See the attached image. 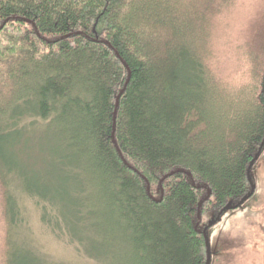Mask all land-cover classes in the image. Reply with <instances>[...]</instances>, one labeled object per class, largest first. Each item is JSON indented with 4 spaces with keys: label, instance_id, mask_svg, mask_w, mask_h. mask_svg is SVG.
Segmentation results:
<instances>
[{
    "label": "trees",
    "instance_id": "obj_1",
    "mask_svg": "<svg viewBox=\"0 0 264 264\" xmlns=\"http://www.w3.org/2000/svg\"><path fill=\"white\" fill-rule=\"evenodd\" d=\"M213 31L245 63L237 92L215 78ZM34 128L55 153L27 154L50 179L23 199L56 239L95 264H208L205 220L255 195L264 0H0L7 169ZM4 242L12 264H46Z\"/></svg>",
    "mask_w": 264,
    "mask_h": 264
},
{
    "label": "rangeland",
    "instance_id": "obj_2",
    "mask_svg": "<svg viewBox=\"0 0 264 264\" xmlns=\"http://www.w3.org/2000/svg\"><path fill=\"white\" fill-rule=\"evenodd\" d=\"M230 0H228L229 2ZM233 15V14H230ZM229 16V13H224V18ZM232 22L235 18L231 17ZM225 20L224 22H226ZM231 25L233 23L229 21ZM214 38L211 40L208 47L211 55L214 58L213 64L217 70L215 78L226 82L228 89L232 92L239 91L237 87L243 86L244 82L248 83L247 79L241 78L245 74V63L238 66V62H234L233 58L234 47L224 46L222 41L217 40L219 33L213 31ZM221 40V36H219ZM247 42L240 40L235 45L245 46L243 48V58L246 61ZM240 54V51L238 52ZM242 63V62H241ZM219 70V71H218ZM229 74H234L227 76ZM246 87L248 84H244ZM3 125V121L1 122ZM18 144V149L23 151L18 156L12 157L15 161L7 169L0 157V264H12L11 253L6 251L5 239L6 234H11L14 238L18 254H27L30 257L40 259L48 264H61V262H76L75 264H95L87 260L83 255H79L71 246L56 239L41 222V210L34 202L24 200L25 190L41 186L50 179L45 167H37V169L27 164L26 157L32 147L35 149V160H43V154L48 160L53 161L55 153V137L49 131L37 128L28 129L23 136H15ZM17 153L19 151H16ZM5 157H10V153L5 150ZM33 156V155H32ZM45 159V158H44ZM14 165V166H13ZM252 181L254 183L255 195L246 200L242 206L237 209H228L219 217L211 215L205 220L204 225L210 222L212 226L206 228V236L209 250L208 264H264V146L256 158V163L251 171ZM37 184V185H36ZM23 199V200H22ZM13 208H11V206ZM18 212V210H20ZM25 210V212H24ZM15 212V214H14ZM14 215V217H13ZM25 224L19 223L23 220ZM17 225L13 228L12 224ZM17 221V223H15ZM24 240H26V248L24 249ZM25 250L29 251L26 252ZM13 254V253H12ZM37 256V257H36ZM14 257L12 258L13 261ZM48 261H45L47 260ZM57 259V260H56Z\"/></svg>",
    "mask_w": 264,
    "mask_h": 264
},
{
    "label": "water",
    "instance_id": "obj_3",
    "mask_svg": "<svg viewBox=\"0 0 264 264\" xmlns=\"http://www.w3.org/2000/svg\"><path fill=\"white\" fill-rule=\"evenodd\" d=\"M206 232H207V231L205 230V231H204V235H205V237H206V239H207Z\"/></svg>",
    "mask_w": 264,
    "mask_h": 264
}]
</instances>
